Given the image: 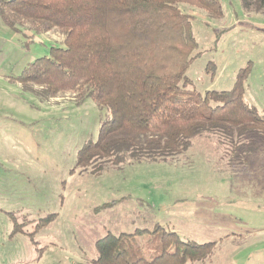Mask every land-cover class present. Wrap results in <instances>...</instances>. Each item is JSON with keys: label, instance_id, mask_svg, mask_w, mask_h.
<instances>
[{"label": "rangeland", "instance_id": "rangeland-1", "mask_svg": "<svg viewBox=\"0 0 264 264\" xmlns=\"http://www.w3.org/2000/svg\"><path fill=\"white\" fill-rule=\"evenodd\" d=\"M217 1L220 19L180 7L192 18L197 49L185 71L191 83L177 97L229 91L247 69L243 100L264 119V13L244 11L239 0ZM50 47H64L59 32L14 33L0 20V242L8 246L7 213L25 219L27 233L55 215L33 240L14 237L28 264H91L95 242L107 233L155 226L182 241L215 243L207 259L186 264H264V139L231 143L202 134L166 161L109 164L98 174L75 168L78 151L96 142L107 110L91 100L78 104L72 93L43 101L12 79ZM148 238L139 237L143 249ZM4 252L5 263L15 261Z\"/></svg>", "mask_w": 264, "mask_h": 264}, {"label": "trees", "instance_id": "trees-1", "mask_svg": "<svg viewBox=\"0 0 264 264\" xmlns=\"http://www.w3.org/2000/svg\"><path fill=\"white\" fill-rule=\"evenodd\" d=\"M239 1L246 12L264 13V0ZM183 5L213 19L223 16L217 0H0V20L14 33L63 36L64 47H50L13 81L43 101L72 93L76 103L91 100L108 112L96 142L78 151L75 168L98 174L109 164L166 161L185 153L202 134L231 143L264 139V119L243 100L247 69L229 91L177 97L191 83L185 71L197 49ZM7 215L11 235L24 233L31 240L55 218L45 216L27 233L25 219ZM143 235H149L148 257L139 241ZM214 244L182 241L160 226L107 233L95 242L91 264H186L207 259Z\"/></svg>", "mask_w": 264, "mask_h": 264}, {"label": "crops", "instance_id": "crops-1", "mask_svg": "<svg viewBox=\"0 0 264 264\" xmlns=\"http://www.w3.org/2000/svg\"><path fill=\"white\" fill-rule=\"evenodd\" d=\"M3 79H4V81H5V83L7 84V85H9L10 83H11V79H9L8 77H3ZM14 83L17 85V87H19L20 88V85L17 83V82H15L14 81ZM21 89V88H20ZM11 220V219H10ZM12 222V221H11ZM12 229H13V223H12V228H11V230H10V232L8 233V236H7V244H8V246L6 247V245H5V242H4V240H2V242H0V264H7V263H5L4 261H3V257L5 258V252H4V250L6 249V248H8V254H11L12 256H14V258H15V261H13V262H9V264H28V261H27V259L24 261V259L20 256L21 254H20V251H19V248L16 246H13L12 245V241H14L13 239H14V237H16V236H18V235H21V234H24V233H16V234H12L11 235V231H12ZM6 259V258H5Z\"/></svg>", "mask_w": 264, "mask_h": 264}]
</instances>
